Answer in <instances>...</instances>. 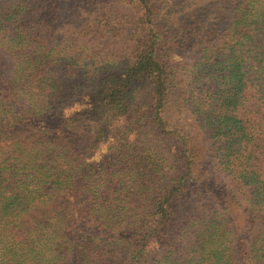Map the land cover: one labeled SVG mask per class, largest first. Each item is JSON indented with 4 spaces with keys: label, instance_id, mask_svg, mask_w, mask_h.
I'll return each mask as SVG.
<instances>
[{
    "label": "trees",
    "instance_id": "obj_1",
    "mask_svg": "<svg viewBox=\"0 0 264 264\" xmlns=\"http://www.w3.org/2000/svg\"><path fill=\"white\" fill-rule=\"evenodd\" d=\"M0 264H264V0H0Z\"/></svg>",
    "mask_w": 264,
    "mask_h": 264
},
{
    "label": "rangeland",
    "instance_id": "obj_2",
    "mask_svg": "<svg viewBox=\"0 0 264 264\" xmlns=\"http://www.w3.org/2000/svg\"><path fill=\"white\" fill-rule=\"evenodd\" d=\"M118 10H121L122 13H124L128 18L134 16V11L133 9L124 3H119V6L117 7ZM115 43L114 40H103L102 46L100 48L105 49L104 51H115L118 52L121 49V44ZM176 59H183L184 62L189 63L192 60V56L188 52H184L181 55H175ZM175 99L178 101V97L176 96ZM89 98L84 96L81 98L78 102H76L72 107L69 109H66L64 114L69 115L70 113L77 111V110H82L86 107L89 106ZM252 100L246 103L245 107L242 109L241 114H243L245 117H251L252 116V107H251ZM182 108V107H181ZM180 106L177 104H173L171 106V112L173 115L174 120H177L178 123H180L187 132H189L191 135L198 136V141L202 143H206L204 138L200 137V134L198 130L194 127V122L190 116V114L184 110L183 108L181 109ZM106 151V145H103L100 150L96 153H94L91 157L92 160H98L100 155ZM218 173V172H217ZM220 175V173H218ZM190 200L186 201L180 209V215L184 213V210L187 209L189 206Z\"/></svg>",
    "mask_w": 264,
    "mask_h": 264
}]
</instances>
